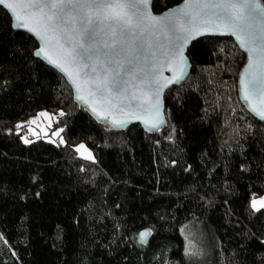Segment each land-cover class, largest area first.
Returning <instances> with one entry per match:
<instances>
[{
	"label": "trees",
	"instance_id": "obj_1",
	"mask_svg": "<svg viewBox=\"0 0 264 264\" xmlns=\"http://www.w3.org/2000/svg\"><path fill=\"white\" fill-rule=\"evenodd\" d=\"M36 47L0 7V264H264V208L250 206L264 194V122L239 100L231 38L191 43L153 134L95 122ZM42 109L63 143L22 141L17 123Z\"/></svg>",
	"mask_w": 264,
	"mask_h": 264
},
{
	"label": "snow or ice",
	"instance_id": "obj_2",
	"mask_svg": "<svg viewBox=\"0 0 264 264\" xmlns=\"http://www.w3.org/2000/svg\"><path fill=\"white\" fill-rule=\"evenodd\" d=\"M150 3L151 0H0L13 13L18 6H24L25 16L16 15V19H23L19 27L27 28L42 42L37 54L44 53L56 64L49 50L59 49L64 63L57 66L72 77L78 92L83 85H88L93 102L111 105L114 99L129 103L140 100L139 107L150 105L159 116V95L167 85L160 82L154 58L157 53L169 57L175 67L167 84L178 82L186 66L185 46L204 34L200 28L223 29L235 37L239 47L249 55V63L241 73L245 99L249 90L264 95V4L261 0H183L181 5L161 15L151 12ZM141 87L148 90L147 95L129 92ZM77 98L89 102L83 95ZM258 114L264 118V110ZM159 123L161 120L157 118L152 127ZM20 127L18 124L17 128ZM24 142L31 143L26 139ZM81 148L85 146L79 145L77 151ZM84 158L92 159V156L89 153ZM250 206L260 211L264 208V198L259 207L255 200ZM150 231H142L139 238L146 240Z\"/></svg>",
	"mask_w": 264,
	"mask_h": 264
},
{
	"label": "water",
	"instance_id": "obj_3",
	"mask_svg": "<svg viewBox=\"0 0 264 264\" xmlns=\"http://www.w3.org/2000/svg\"><path fill=\"white\" fill-rule=\"evenodd\" d=\"M152 1L153 0H151V3H150V10L153 14H156V15L164 14L169 9H175L177 6L183 3V0H181V2L174 4L172 6H169L166 9H163L162 11H155L152 6ZM261 3L264 4L263 0H261ZM0 7L3 8L10 16L12 27L14 30L23 31L34 38V40L37 43V47L34 50V56L38 58L39 60H41L43 63H45L47 66L55 70L58 74H60L64 78V80L66 81V83L69 85V87L72 90L74 102L78 106L85 108L87 113L91 116V118L95 122L106 126L109 129V131L120 132V131L127 129L128 127L132 125H139L145 132L149 134L157 133L160 130H162L167 124V119L165 116L164 94L170 87L174 85H179L186 80L191 70V64L186 55V52L192 42L202 37H206V36L231 38L233 42L236 44V46L238 47V49L244 53L245 62L240 68L239 73H238V97H239L241 104L243 105V107L248 113H250L257 120L264 122V118H261V116L258 114L259 110H264V95H262L261 93H257V92H251V90H249L248 99L246 100L245 92L242 90L241 73L244 72L245 66L249 63V55L244 49L239 47V44L236 41L235 37L232 36L230 33L225 32L223 29H218L216 31H210V30H205L204 28H200V31L204 32V34L200 36H196L194 39L188 42V44L185 46V49H184V55L187 58L186 66L184 69L183 78L180 79L178 82L167 84V79H171L174 75L172 69L175 67V64L171 62L169 57L160 56L157 53V56L154 58L155 59V71L158 74L160 82L162 84L167 85L163 89V91L160 92V95H159L160 108H159V116H158L157 111L154 108H152L150 105L139 107L138 105L141 103L140 100L131 101L129 103V101L121 102L117 99H114L111 101V105H114V106H111L109 104L102 103L98 100L93 102V100L88 95V87H89L88 85H83L82 90L78 92L76 85L73 83L72 77H70L66 71H63L60 67L57 66L58 64L64 63L63 57L60 54L59 49L52 48L49 50V55H51L52 58L57 61V63L54 64L45 56L44 53H40L39 55L37 54L38 50L42 47V42L40 41V39L33 32L28 31L27 28L19 27V25L23 23V19L17 20L16 15H20L22 18L25 16L24 6L23 5L18 6L16 13H13V11L10 8H7L2 4H0ZM65 67H67L69 71L74 72V69L71 66L65 64ZM245 77H247V73H245ZM133 83L136 84L138 83V81H134ZM131 91H136L137 96H141V94L143 95L148 94V90L144 87H141L140 89H130L129 92L131 93ZM80 95H83L86 100H89V102L85 103V100L78 99L77 97ZM93 108L96 109V112L92 111ZM254 108L257 109V111H253ZM157 118L161 120V123H159L155 128H153L152 124L156 122ZM115 121H120L122 123L116 124L114 123ZM145 121H147V123H145ZM145 230H149V229L144 228L138 232L139 243L145 244L150 239L151 232L147 236L146 240L142 241L139 238V233Z\"/></svg>",
	"mask_w": 264,
	"mask_h": 264
},
{
	"label": "rangeland",
	"instance_id": "obj_4",
	"mask_svg": "<svg viewBox=\"0 0 264 264\" xmlns=\"http://www.w3.org/2000/svg\"><path fill=\"white\" fill-rule=\"evenodd\" d=\"M39 113H46L47 115H38ZM55 120L56 117L53 112L47 109H42L37 113L20 120L17 125L19 124L21 125V127L18 128L17 131L21 132L20 137L24 138L22 139V141H24L25 139L31 141L36 137H43L44 139H47L49 141L61 143V138L64 141V137L61 134V128L53 126ZM54 132H58V135H53ZM81 144H83L85 148H81L79 149V151H77L78 146ZM75 149L80 157L84 158L90 153L92 159L89 160H94L92 150L85 143H78L75 146Z\"/></svg>",
	"mask_w": 264,
	"mask_h": 264
},
{
	"label": "crops",
	"instance_id": "obj_5",
	"mask_svg": "<svg viewBox=\"0 0 264 264\" xmlns=\"http://www.w3.org/2000/svg\"><path fill=\"white\" fill-rule=\"evenodd\" d=\"M261 198H264V194L261 195L259 198H253V200L257 201V204H258L257 207H259V203L261 202ZM253 200H252V201H253ZM252 201H251V202H252Z\"/></svg>",
	"mask_w": 264,
	"mask_h": 264
}]
</instances>
